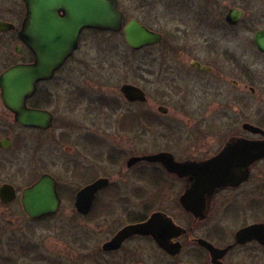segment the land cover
<instances>
[{"label": "flooded vegetation", "instance_id": "af4514ba", "mask_svg": "<svg viewBox=\"0 0 264 264\" xmlns=\"http://www.w3.org/2000/svg\"><path fill=\"white\" fill-rule=\"evenodd\" d=\"M116 1L123 15L124 27L137 22L148 31L161 36L160 42L138 50L128 46L132 56L144 63V72L156 71L164 79L167 88H175L186 97L195 91H201L203 98L207 100L204 103L207 107L216 104L214 101L217 94L222 102L218 103L220 107L236 110L241 114L253 107L257 109L255 116L258 117L255 121H249L242 120L236 114L230 115L225 119L223 136L204 133L195 135L189 147L193 149V157L180 159L176 156V151H169L168 147L151 154L130 156L126 163L129 171L140 164L150 165L156 170L150 178L152 181L148 183L149 186L137 191L136 197L143 202L145 215H135L127 205L129 197L133 195L131 189L126 188L124 193L120 192L121 185L113 183L109 177L96 178L73 189L70 184L63 188L53 173L57 163L65 171L73 164L80 169L84 166V163L72 155L68 129L63 128L61 133L52 134L56 121L53 109L56 95L47 85L66 67L70 58L55 73L53 79L40 81L33 96L26 101L28 108L47 111L53 115V123L48 129L20 124L15 114L5 106L0 86V189L12 186L16 192L13 202L4 203L0 199V203L7 206L19 202L22 206L24 189L48 174L57 181L61 205L56 214L42 219L56 216L64 199L73 202L75 214L83 218L91 217L101 203L104 212V204L109 205V201H114L116 205L113 213L108 211V214H114L121 206V212L127 213L128 223L116 229L114 225L110 230L112 232L108 233L110 237L102 243L101 251L104 255L119 256L125 252L131 253L132 259L134 255L141 254L137 259L138 264H264V157L248 160L247 149L248 146H253L248 143L264 142V112L261 111L264 106V90L260 89L261 86H254L264 69H253L258 63L248 59L243 43L240 46V42L245 40L243 35L249 28L246 25L248 13L242 0L238 4L234 0H229L228 3L225 0L226 6L223 7L222 0ZM26 14L25 0L0 1V23L5 24V27L12 26L9 30H0V79L10 68L34 62V53L20 38ZM262 30L264 27L254 33L252 45L264 61V52L257 47L254 39L255 34ZM84 31L80 36V43ZM97 32L122 34L125 39L124 29L120 32ZM133 70L138 72L140 67L133 64ZM130 85L142 89L146 100H128L121 91L122 85L120 93L123 101H113L111 107L106 108L99 101L96 102L98 107L90 104L92 111L100 116L103 115V109L117 114L118 130L129 134H135L136 131L143 133L151 125H161V117L170 115V107L158 105L154 108L155 111H151V108L146 107V91L138 85ZM186 97H180L181 101L176 103V108L182 114L191 108ZM172 103L171 101V105ZM162 107L166 109L165 112L160 111ZM252 128L258 131L255 132ZM88 140L82 144L85 157L87 158V151H90L98 158L102 140L93 136ZM227 148L230 149L228 163L235 164L230 170H234L235 175L228 177V181L212 191L193 190L196 182L190 176L169 172L160 162L142 161L128 166L133 157L158 154L168 155L178 163H206L225 153ZM122 151L117 152L123 155ZM29 152L33 156V165L28 170L32 169L33 174L23 186L19 183L24 179L23 170L28 168L23 162V156ZM241 154L245 157L244 160L239 158ZM62 155L68 158L61 161ZM242 161L244 165L238 168L236 164ZM79 175L81 176L80 173ZM99 179H108V185L96 192L88 214L79 213L76 208L79 192ZM185 203L195 206V211L187 210ZM201 205L203 209L199 210ZM100 215L102 218L105 214ZM138 224H147L148 233L125 239L118 249L105 250V245L124 228ZM0 264H8L1 254Z\"/></svg>", "mask_w": 264, "mask_h": 264}, {"label": "rangeland", "instance_id": "374dc122", "mask_svg": "<svg viewBox=\"0 0 264 264\" xmlns=\"http://www.w3.org/2000/svg\"><path fill=\"white\" fill-rule=\"evenodd\" d=\"M234 2L238 4L239 0ZM242 4L248 13L246 25L249 28L240 46L243 43L248 59L258 63L253 69L263 70L264 61L254 49L252 39L254 33L264 27V0H242ZM223 6H226L225 0L221 1ZM133 64L140 67V71L135 72ZM143 65V62L132 56L122 34H101L86 30L78 51L47 85L56 95V103L53 105L56 121L52 134L57 135L61 129L67 128L71 135L72 155L84 163L81 169L73 164L66 171L58 163L55 165L53 173L62 187L70 184L74 189L81 183L109 177L113 183L121 185L120 192L126 191V188L131 189L133 195L129 197L127 205L135 215H145L143 202L136 197L137 191L149 186L155 168L140 164L129 171L126 163L130 156L151 154L168 147L169 151H176L180 159L193 157V149L189 147L195 135L204 133L223 136L225 119L230 115L236 114L242 120L249 121H255L258 117L255 116L257 109L253 107L243 114L220 107L218 103L222 102L217 94L215 101L213 99L216 104L207 107L204 104L207 100L201 91L186 97L175 88H167L164 79L156 71L144 72ZM128 83L146 91V107L151 108V111H155L158 105L170 107L171 113L168 117H161V125H151L143 133L136 131L135 134H129L118 130L117 114L103 109V115L100 116L92 111L90 104L98 107L96 102L99 101L105 108L111 107L113 101H123L120 87ZM254 86H261L260 89L264 90V73L260 72ZM168 97H171L172 105ZM180 97H186L191 107L183 111L185 114L176 108V103L181 101ZM261 108L264 112V106ZM92 136L103 142L98 158L90 151H87L86 158L82 151V144ZM121 150L123 155L117 152ZM60 158L63 161L68 157L62 155ZM23 162L28 168L23 170L24 179L19 184L25 186L33 174L32 169L28 170L33 165L32 153H25ZM109 202V205L104 204V212L101 203L91 217L83 218L75 214L73 202L64 199L56 216L38 221L27 218L19 202L7 206L0 203V254L7 259L8 264H138L137 259L141 254H133L135 257L131 259V253L107 256L101 251V245L110 237L108 233L112 232L110 230L113 226L116 225V229L129 221L127 213L121 212L122 206L117 208L120 212L115 211V215L108 214V211L113 213L116 205L114 201ZM102 213L105 215L101 218Z\"/></svg>", "mask_w": 264, "mask_h": 264}, {"label": "water", "instance_id": "95a60500", "mask_svg": "<svg viewBox=\"0 0 264 264\" xmlns=\"http://www.w3.org/2000/svg\"><path fill=\"white\" fill-rule=\"evenodd\" d=\"M25 3L27 14L20 31V38L32 50L35 59L31 64H19L10 68L0 79L5 106L24 126L41 129L51 127L53 115L47 111L28 108L26 101L33 96L40 81L53 79L55 73L75 54L79 49L80 36L84 30L120 32L124 29L126 43L135 50L161 40L160 35L148 31L137 22H131L124 27L123 15L116 0H25ZM5 26L0 23V30L12 28ZM254 39L257 47L264 52V30L256 33ZM121 91L130 101L146 100L143 90L136 86L124 84ZM160 111L165 112L166 109L162 107ZM248 144L253 145L247 147L248 160L264 157V142ZM229 153L230 149L227 148L219 157L200 164L192 161L178 163L165 154L133 157L129 160L128 166L142 161L160 162L169 172L190 176L191 180L196 182L192 187L193 190L212 191L228 181V177L235 175V171L230 170L235 164L228 163ZM239 158L245 159L242 154ZM243 165V161L236 164L238 168ZM108 183V179H99L81 190L76 201L78 212L88 214L92 209L96 192ZM57 187L56 179L45 174L33 185L24 189L22 206L28 218L39 220L58 212L61 199ZM0 199L4 203L13 202L16 199L15 189L12 186L2 187ZM184 205L187 210L195 211V206L187 203ZM198 208L202 210L203 205ZM148 227L147 224H138L124 228L105 245V250L118 249L125 239L134 235L147 234Z\"/></svg>", "mask_w": 264, "mask_h": 264}, {"label": "trees", "instance_id": "16d2710c", "mask_svg": "<svg viewBox=\"0 0 264 264\" xmlns=\"http://www.w3.org/2000/svg\"><path fill=\"white\" fill-rule=\"evenodd\" d=\"M95 32H97V31H95Z\"/></svg>", "mask_w": 264, "mask_h": 264}]
</instances>
